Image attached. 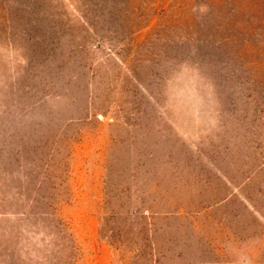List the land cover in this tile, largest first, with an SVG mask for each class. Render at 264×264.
Instances as JSON below:
<instances>
[{
  "label": "rangeland",
  "instance_id": "1",
  "mask_svg": "<svg viewBox=\"0 0 264 264\" xmlns=\"http://www.w3.org/2000/svg\"><path fill=\"white\" fill-rule=\"evenodd\" d=\"M102 259L264 264V0H0V264Z\"/></svg>",
  "mask_w": 264,
  "mask_h": 264
},
{
  "label": "crops",
  "instance_id": "2",
  "mask_svg": "<svg viewBox=\"0 0 264 264\" xmlns=\"http://www.w3.org/2000/svg\"><path fill=\"white\" fill-rule=\"evenodd\" d=\"M103 248V250L105 249V247H102ZM101 264V263H100ZM102 264H109V263H107V261L106 260H103L102 259Z\"/></svg>",
  "mask_w": 264,
  "mask_h": 264
}]
</instances>
